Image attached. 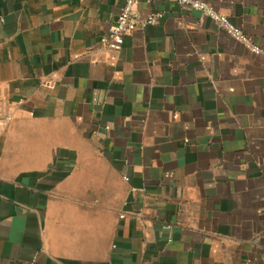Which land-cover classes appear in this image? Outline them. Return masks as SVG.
Instances as JSON below:
<instances>
[{"label": "crops", "instance_id": "0c3cea01", "mask_svg": "<svg viewBox=\"0 0 264 264\" xmlns=\"http://www.w3.org/2000/svg\"><path fill=\"white\" fill-rule=\"evenodd\" d=\"M0 0V264H264V0Z\"/></svg>", "mask_w": 264, "mask_h": 264}, {"label": "built area", "instance_id": "2783aa9c", "mask_svg": "<svg viewBox=\"0 0 264 264\" xmlns=\"http://www.w3.org/2000/svg\"><path fill=\"white\" fill-rule=\"evenodd\" d=\"M180 5L189 6L191 9L212 19L217 26L225 31L235 40L242 43L248 50L259 53L260 49L252 44L248 36L239 30L230 19L223 14L216 12L208 3L202 0H174ZM138 0H125L115 21L107 33L103 34L99 43L107 50L119 51L122 47L124 37L131 33L136 27H143L153 24L157 20L156 15H149L146 19H140L137 13ZM11 120L9 108V95L7 91L0 88V126L7 124Z\"/></svg>", "mask_w": 264, "mask_h": 264}]
</instances>
